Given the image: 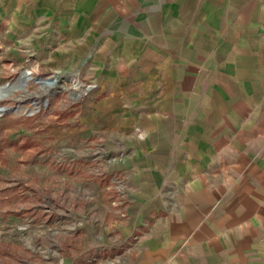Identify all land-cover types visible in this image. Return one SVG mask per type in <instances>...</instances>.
Returning a JSON list of instances; mask_svg holds the SVG:
<instances>
[{
    "label": "crops",
    "instance_id": "0c3cea01",
    "mask_svg": "<svg viewBox=\"0 0 264 264\" xmlns=\"http://www.w3.org/2000/svg\"><path fill=\"white\" fill-rule=\"evenodd\" d=\"M0 41L100 77L56 140L118 154L130 194L94 182L65 264H264V0H0Z\"/></svg>",
    "mask_w": 264,
    "mask_h": 264
},
{
    "label": "rangeland",
    "instance_id": "374dc122",
    "mask_svg": "<svg viewBox=\"0 0 264 264\" xmlns=\"http://www.w3.org/2000/svg\"><path fill=\"white\" fill-rule=\"evenodd\" d=\"M53 43L33 51L34 45L17 42L0 51V87L10 85L0 98V264H65L75 229L91 222L94 182L103 198H113L110 205L121 190L130 194L125 182L117 191L115 183L100 180L105 166L99 164L116 162L118 154L88 139L57 142L56 130L66 136L70 126H80L70 116L102 93L91 62L64 67L53 56ZM26 71L32 78L21 83Z\"/></svg>",
    "mask_w": 264,
    "mask_h": 264
},
{
    "label": "built area",
    "instance_id": "2783aa9c",
    "mask_svg": "<svg viewBox=\"0 0 264 264\" xmlns=\"http://www.w3.org/2000/svg\"><path fill=\"white\" fill-rule=\"evenodd\" d=\"M0 44H1V41H0ZM100 165V164H99ZM111 183H115L116 185H115V188L117 187V191L118 190H120V189H122L121 187H124L125 185H124V181H123V179H121V178H119V177H117V178H114L112 181H111ZM108 189H109V187H108ZM128 197V189H127V193L124 191V189L123 190H121V196L120 195H117V199H116V201H112L113 203H115V206H117V205H121V204H123L126 200V198ZM113 198L111 197V200H112Z\"/></svg>",
    "mask_w": 264,
    "mask_h": 264
},
{
    "label": "water",
    "instance_id": "95a60500",
    "mask_svg": "<svg viewBox=\"0 0 264 264\" xmlns=\"http://www.w3.org/2000/svg\"><path fill=\"white\" fill-rule=\"evenodd\" d=\"M29 73H30L29 71H26V72L23 73V75H24V74H29ZM35 79H36V81H40L41 83H47V84H52L53 81H54V79H45V80H43V79H41L40 77H36ZM23 83H24V81H23ZM6 86H8V84H6ZM6 93H7V92H6ZM6 93L1 94V95H0V98H1V97H4V96L6 95ZM4 109H5L4 107H0V114L3 112Z\"/></svg>",
    "mask_w": 264,
    "mask_h": 264
},
{
    "label": "bare ground",
    "instance_id": "6f19581e",
    "mask_svg": "<svg viewBox=\"0 0 264 264\" xmlns=\"http://www.w3.org/2000/svg\"><path fill=\"white\" fill-rule=\"evenodd\" d=\"M23 78V79H22ZM28 78H32V76H31V74L29 73V74H22L21 75V83H23V80L25 81L26 79H28ZM36 80V79H35ZM10 85H8V87H9ZM8 87H0V95L1 94H4V92L6 91V88H8ZM15 88V87H14Z\"/></svg>",
    "mask_w": 264,
    "mask_h": 264
}]
</instances>
